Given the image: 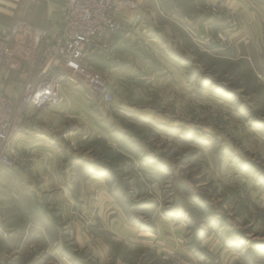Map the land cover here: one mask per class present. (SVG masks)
<instances>
[{"label": "crops", "instance_id": "obj_1", "mask_svg": "<svg viewBox=\"0 0 264 264\" xmlns=\"http://www.w3.org/2000/svg\"><path fill=\"white\" fill-rule=\"evenodd\" d=\"M42 6L35 26L58 30L64 16L61 1L46 0ZM116 17L128 32L113 36L109 55L92 60L114 95L113 104L66 83L59 104L30 111L14 137L12 150L21 165L0 166V262L138 264L146 252L156 258L172 248L168 245L187 254L182 225L174 224L165 211L155 207L151 212L152 234L133 224L110 192L144 189L147 183L154 187L160 176L169 179L173 167L168 162L149 161L156 150L150 149L146 134L166 136L157 126L188 130L184 109L198 101L233 110L213 89L201 93L199 83L188 78V66L198 60L217 67L259 60L264 0H136ZM4 27L0 23V32ZM221 34L229 37L230 45L211 42ZM23 77L1 66L0 91L17 98ZM66 234L78 253L84 252L83 259L72 255L77 250L69 249ZM204 241L220 257L229 256L211 236ZM69 257L76 260L71 263Z\"/></svg>", "mask_w": 264, "mask_h": 264}, {"label": "rangeland", "instance_id": "obj_2", "mask_svg": "<svg viewBox=\"0 0 264 264\" xmlns=\"http://www.w3.org/2000/svg\"><path fill=\"white\" fill-rule=\"evenodd\" d=\"M44 1L32 5L30 0L7 4L0 0L6 5L0 7V23L6 27L24 20L35 25ZM211 65L199 60L189 65L188 78L199 83L201 93L216 91L233 110L198 101L184 109L191 124L188 130L156 125L166 136L146 134L150 149L156 150L149 161L157 165L165 160L175 173L168 171V182L158 177L154 187L142 177L147 183L144 189L110 190L126 217L142 230L156 234L150 220L155 207L171 212L172 222L182 225L187 254L168 245L172 248L161 250L156 258L146 252L138 264H264V49L259 60ZM102 151L108 153L104 147ZM21 163L20 158L16 167ZM239 178L247 183L237 182ZM57 216L58 212L52 215L54 221ZM210 236L227 255L238 259L231 262L229 256L212 252L204 244ZM67 238L64 235L69 249L77 250L72 255L83 259L84 252L78 253L77 245Z\"/></svg>", "mask_w": 264, "mask_h": 264}, {"label": "built area", "instance_id": "obj_3", "mask_svg": "<svg viewBox=\"0 0 264 264\" xmlns=\"http://www.w3.org/2000/svg\"><path fill=\"white\" fill-rule=\"evenodd\" d=\"M4 1L7 4L10 0ZM38 1L30 0V3L35 5ZM60 1L64 16L58 30L18 20L0 32V67L17 76L25 75L17 98L0 91V166L3 168L13 169L19 164L20 157L12 150V141L21 132L30 111L36 113L46 106H57L66 83L81 86L90 98L105 105L113 104L109 85L92 60L96 55H109L113 36L128 32V26L116 15L133 8L136 0ZM4 3L0 7H5ZM211 11L217 9L212 7ZM211 42L228 46L231 40L221 34Z\"/></svg>", "mask_w": 264, "mask_h": 264}, {"label": "trees", "instance_id": "obj_4", "mask_svg": "<svg viewBox=\"0 0 264 264\" xmlns=\"http://www.w3.org/2000/svg\"><path fill=\"white\" fill-rule=\"evenodd\" d=\"M98 163H101V161L100 162H98ZM112 173V172H111ZM113 176H114V178L117 180L118 179V176H117V174L116 173H113L112 174ZM116 190V189H115ZM175 209V208H174ZM165 213L168 215L170 212H166L165 211ZM175 221V220H174ZM264 244V243H263ZM77 264H80V263H77Z\"/></svg>", "mask_w": 264, "mask_h": 264}]
</instances>
